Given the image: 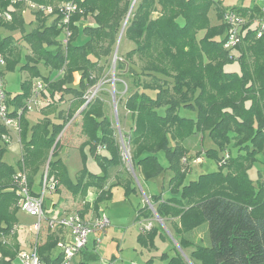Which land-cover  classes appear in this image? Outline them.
<instances>
[{
    "label": "trees",
    "instance_id": "trees-1",
    "mask_svg": "<svg viewBox=\"0 0 264 264\" xmlns=\"http://www.w3.org/2000/svg\"><path fill=\"white\" fill-rule=\"evenodd\" d=\"M30 1L57 4L69 0H0V13L11 15L10 20L0 15V52L6 65L20 56V50L14 44L16 37L4 32L18 28L22 31L21 8ZM76 1L80 12L72 16L75 24L71 25L66 46L60 42L57 21L38 11L33 12L32 20L36 27L28 33L21 32L23 42L30 48L25 56L34 65L30 66L32 79L23 83L24 91L11 99L7 97L10 114L24 104L35 78L45 80L44 95L51 99L43 110L47 114L35 125L28 128L25 115L21 117L17 170L1 159L8 144L2 135L8 134V129L0 124V264H9L20 249L16 241L13 245L8 241V237H15L20 208L14 175L20 167L27 168L28 173L24 171L29 187L37 193L34 176L46 163L48 177L58 182L55 191L63 186L73 197L85 198L88 190L94 189L95 212L111 197L113 186L122 185L125 193L135 191L133 173L138 172L147 181L170 169L168 194L163 196L161 192L150 199L157 216L170 221L177 244L189 252L183 256L176 249L163 264H264V178L256 185L248 176L255 162H264V34L256 36L259 4L255 1L250 7L225 9L221 0H135L133 4V0ZM211 10L219 23L211 24ZM226 10L246 18L240 42L229 49L224 47ZM89 17L92 23H83ZM122 27L134 46L116 58L113 76L129 84L124 102L129 130L120 133L128 147L130 171L103 99L95 95L85 104L89 88L100 85V91L104 89L99 82L112 62ZM80 31L87 41L76 45ZM39 62L50 67L55 76H40L36 66ZM75 71L80 73L78 88L74 85ZM65 94L71 95L66 113L51 116L54 104ZM81 107L80 135L84 139L78 147L84 160V147H88L101 172L85 167L72 179L58 154L59 140L56 141L66 123L53 119L67 117L65 122L69 121ZM181 109L193 114H182ZM196 132L203 134L202 142L212 140L217 145L205 147V154L216 159L220 169L186 180L189 149L184 141ZM100 147L105 148V154L97 151ZM160 151L166 166L158 160L156 153ZM89 207L88 202L83 204L84 210ZM150 212L146 206L139 210L144 217H152ZM204 222L207 243L186 236ZM156 232L157 224L140 231L137 240L148 246ZM57 240V234L49 232L38 246L47 263Z\"/></svg>",
    "mask_w": 264,
    "mask_h": 264
},
{
    "label": "rangeland",
    "instance_id": "rangeland-1",
    "mask_svg": "<svg viewBox=\"0 0 264 264\" xmlns=\"http://www.w3.org/2000/svg\"><path fill=\"white\" fill-rule=\"evenodd\" d=\"M221 3L225 9L239 7L241 6V4L247 6L256 4L254 3V0H221ZM21 10L23 11L22 13L24 15L22 31L20 30V28H18L13 31L7 30V32H4L6 34H13L16 37L14 44L15 47H18V49L20 50V56L16 58V60H12L4 66L5 90L7 92L8 99H11V97H14L17 94H21L24 91L23 83L26 80L32 79V67L30 66L34 65V63L29 62L25 56L27 53H29L30 48L23 42L21 38V32L28 33L36 27L34 21H32L34 11L28 5H24ZM214 14L215 13L213 12H209L211 23L216 21ZM154 15H156V13ZM87 20L90 22V20L92 21V18H87L83 21V23H86ZM47 21H51L49 17L47 18ZM125 24L126 21H124L123 27L125 26ZM123 27L118 38L115 53L112 57V62L107 69V73L101 76L102 79L99 82L101 83V86L104 85V89H101L100 91V89L98 88L99 91L97 90L95 92V95H99L106 104L107 112L111 116L113 125L116 127L117 134L119 135L122 155L125 158L124 163L127 169L131 170L130 162L128 159V147L124 146V142H122V136L120 133L121 131L126 133L129 130V118L127 116V111L124 109V102L129 94V84L113 76L115 68V61H113L114 56L115 60L118 56L123 57L124 53L134 46L133 42L128 40L124 36ZM1 29L2 28H0V30ZM199 35H202V31L199 32ZM86 41L87 37L80 31L76 40L74 41V44L83 45ZM233 65L235 66V68H237L236 62H234ZM36 66L38 68V74L40 76H48L50 78L55 76L54 72L50 73V70L52 71V69L46 66V64H44L43 62L37 63ZM79 79L80 73L75 71V88H78V85H76V83L79 81ZM115 81L119 83L115 84ZM94 90V87L89 88L85 95H87L89 92H93ZM56 96L58 97V94H56ZM70 99L71 95L65 94L61 101L54 104V107L51 109L52 112L50 115H58L60 111L66 113L68 105H70ZM44 109H46L45 105H43L40 109L25 111L24 115L25 119L28 120V128L35 125L39 120H41L43 114H47V112L43 111ZM79 110L73 115L72 118L68 119L69 121L65 122V120L67 119L66 114H64L66 118L61 119L57 117L53 119V121H55L56 123H66L62 131V136L59 139L58 154L62 157L63 163L66 166L68 174L72 179H74L75 175L79 170H81V168L85 167L87 170H90L94 173L101 172V168L98 162L90 154L88 147H84V149L86 150L85 152L87 153L85 160L80 153L78 145L84 139V136L80 135L81 117L79 115ZM180 111V113L186 115L193 114V112H184L182 109ZM30 134L31 132L28 129L26 134L27 138L30 137ZM9 136L10 141L7 144L6 149L3 151L1 159L11 164L12 167L17 170L18 160L21 157L19 134L13 131ZM202 138L203 134L201 132H196L193 137H189L184 141L185 145L189 149L187 153V163L189 165V168L186 180L196 179L201 173L213 172L220 169L217 160L208 157L205 154V147H216L217 145L212 140L202 142ZM97 151L101 154H105L106 152L105 148L101 147L98 148ZM220 153L222 154V151H220ZM156 154L160 163L166 166L167 160L164 156V153L160 151ZM198 154L201 156L196 157V155ZM233 154H236L234 149ZM46 165L47 163L45 165H41L39 171L34 176V179L36 181L34 190L36 192L40 191V177L42 172L44 173ZM20 168L27 171L28 173V169L24 166ZM171 175L172 171L170 169H166L156 176L145 181L138 172H135V174H132L135 184V191H129L128 193H125V189L122 185L113 186L111 197L107 199V201L102 203L100 209L101 211H104V213L109 217L110 224L107 226L106 232L100 236L101 242L96 247L98 256L97 259L93 262L94 264H163L165 260L168 261V258L176 252V249H178L183 256L187 255L186 253L189 252V249L186 252L177 244V241H175L172 235V227L170 221L158 217L152 211V208L154 207H152L153 204L150 199L151 196L154 194H159L161 192H163V196L168 194V181ZM248 176L254 181L256 185H258L262 178H264V162H255L248 169ZM77 197L78 196L73 197L65 187L60 186L59 192L55 191L52 193H47L45 195V214H51L52 211L54 214H57V207L61 208L62 206V212L64 213L73 211L79 207L82 208L83 202L75 201ZM53 202L58 203L54 206V204H52ZM145 206L153 213V216L150 217V219L139 214V210L145 208ZM90 207V210H92V206ZM16 218L17 222L14 229L15 239H11V237H8L10 245H13L14 241H16V243H18L19 245V248L23 249L27 248L33 242L39 241L41 239L43 240V238L46 237L45 234L42 233L44 227L42 228V231L38 235H36L32 227L35 218L27 214L21 208L17 210ZM44 223L45 222L43 221V224ZM156 224L157 232L153 237V243L151 244L148 241V246L139 243V241L137 240V235L140 232V229L141 231H147L152 227V225ZM206 231L207 223L204 222L188 231L186 233V236L194 241L207 243L208 234L206 233ZM92 238L93 237H90V243ZM64 239H70L69 234L66 233ZM54 250L55 252H59L60 249L59 247L55 246Z\"/></svg>",
    "mask_w": 264,
    "mask_h": 264
},
{
    "label": "built area",
    "instance_id": "built-area-1",
    "mask_svg": "<svg viewBox=\"0 0 264 264\" xmlns=\"http://www.w3.org/2000/svg\"><path fill=\"white\" fill-rule=\"evenodd\" d=\"M255 1L259 4L260 8V16L256 21V36L259 37L264 34V0ZM27 3L33 11L41 12L57 21V26L61 32L60 42L63 46H66L72 32L71 25L75 24L72 22V16L80 12L78 2L76 0H69L57 4L36 3L32 1ZM0 15H2L5 20L11 19V15L8 12L0 13ZM223 18L228 25L224 47L226 49L233 48L240 42L246 18L234 10L226 11ZM5 64V56L0 52V124L8 129V134H3L2 138L9 143V132L15 131L18 134L20 133L21 117L25 111L40 109L43 105L48 104L50 99L43 96L46 90V82L41 78H35L32 82L31 93L25 99L24 104L16 110L14 115L10 114L9 105L7 104L8 96L5 90ZM94 88L95 90L93 92H89L85 95V103L94 97L95 92L99 90V85ZM63 129L58 134L56 141L62 136ZM225 157H228L227 152H225ZM14 178L16 185L15 190L19 195L20 208L35 218L32 227L36 235H38L44 227L43 231L58 232L59 235L60 233L66 232L69 234L70 239L61 237L57 240L56 246L60 249L59 259L51 260L48 263L45 262L39 254V243L35 241L27 248L19 249L16 256L9 264H77L75 259L77 255L86 248L91 235H94L93 243L95 247L100 244V236L106 232V228L110 224V219L104 211L99 209L95 212L92 209L84 213L80 211V209H75L65 213L45 214V195L55 192L58 184L57 180L52 176L48 177L47 165L40 180V191L37 193L31 191L27 174L24 170L19 169L14 175ZM43 221L45 222L44 224ZM0 237L3 238L1 232Z\"/></svg>",
    "mask_w": 264,
    "mask_h": 264
},
{
    "label": "crops",
    "instance_id": "crops-1",
    "mask_svg": "<svg viewBox=\"0 0 264 264\" xmlns=\"http://www.w3.org/2000/svg\"><path fill=\"white\" fill-rule=\"evenodd\" d=\"M254 3H255V0H254ZM241 6L250 7V6L242 5V4H241ZM211 12L215 13L214 10H211L210 13ZM214 15H215L216 21L215 22H212L211 24L219 23L218 17L216 16V14H214ZM209 17H210V15H209ZM88 23H92V21L90 20V22L88 21ZM11 133H12V131L9 132V135H11ZM35 186H36V184H35ZM95 196H96L95 190L94 189H89L88 192H87V194H86V196H85V198H83L82 196H78L75 199V201H78V202L81 201V202H83L82 204H84L85 202H88L89 203V206H92V201L95 198ZM57 203L58 202H53L52 204H54V206H55V205H57ZM62 207L61 208L60 207L59 208L57 207L58 213H61L62 212ZM76 209H80V210H82V212L86 213V212H89V210L91 209V207H89V209H87V211L83 209V206H82V208L79 207V208H76ZM152 209H154V208H152ZM51 213H53V211ZM148 219H150V217H148ZM140 231H141V229H140ZM42 233L45 234L46 237H47V234H49V232L46 231V230H44ZM54 233L57 234L58 239L61 238V237H64L65 234H66V232L60 233V235H59L58 232H54ZM46 237L43 238V240L41 239V240L37 241L39 243V245L45 242ZM90 237H93L91 239V243H90V239H89V242H88L86 248L81 253H79L77 255L76 259H75L76 262H77V264H94L93 262L97 259V256L98 255H97L96 247H95V245L93 243L94 235H91ZM54 248L50 252V259L51 260H55V259L59 258V256H60V250H59V252H55Z\"/></svg>",
    "mask_w": 264,
    "mask_h": 264
},
{
    "label": "water",
    "instance_id": "water-1",
    "mask_svg": "<svg viewBox=\"0 0 264 264\" xmlns=\"http://www.w3.org/2000/svg\"><path fill=\"white\" fill-rule=\"evenodd\" d=\"M134 1H135V0L132 1V4L134 3ZM126 19H127V18H126ZM125 21H126V20H125ZM113 61H115V56H114V58H113ZM113 95H114V93H113ZM83 106H84V105H83ZM114 106H115V105H114ZM82 108H83V107H81V109H82ZM81 109H80V110H81ZM80 110H79V111H80ZM51 153H52V151L50 152V155H49V156H51ZM152 210H153V212L155 213V215H157L156 212H155V210H154V209H152Z\"/></svg>",
    "mask_w": 264,
    "mask_h": 264
},
{
    "label": "bare ground",
    "instance_id": "bare-ground-1",
    "mask_svg": "<svg viewBox=\"0 0 264 264\" xmlns=\"http://www.w3.org/2000/svg\"><path fill=\"white\" fill-rule=\"evenodd\" d=\"M226 11H227V10H226ZM3 19H4V18H3ZM245 24H246V23H245ZM243 27H244V26H243ZM225 31H226V30H225ZM225 37H226V36H225ZM233 48H234V47H233ZM32 81H33V80H32ZM44 81H45V80H44ZM45 94H46V93H45ZM44 96H45V95H44ZM47 96H49V95H47ZM49 98H50V97H49ZM50 99H51V98H50ZM85 104H86V103H85ZM85 104H84V105H85ZM47 105H48V104H47Z\"/></svg>",
    "mask_w": 264,
    "mask_h": 264
}]
</instances>
